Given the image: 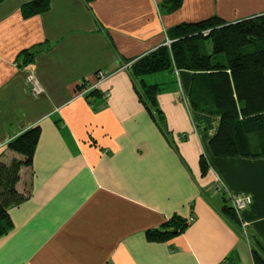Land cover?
I'll list each match as a JSON object with an SVG mask.
<instances>
[{
  "label": "crops",
  "instance_id": "obj_1",
  "mask_svg": "<svg viewBox=\"0 0 264 264\" xmlns=\"http://www.w3.org/2000/svg\"><path fill=\"white\" fill-rule=\"evenodd\" d=\"M32 1L0 0V156L39 128L31 195L9 210L0 264H255L264 156L213 153L220 116L191 103V71L146 76L160 86L153 114L127 60L166 45L177 24L257 16L264 0H182L171 11L163 0H49L25 16ZM101 70L107 78L80 96V82H97ZM217 176L252 197L242 214L248 239L226 213ZM175 216L194 220L170 238L148 237Z\"/></svg>",
  "mask_w": 264,
  "mask_h": 264
},
{
  "label": "trees",
  "instance_id": "obj_2",
  "mask_svg": "<svg viewBox=\"0 0 264 264\" xmlns=\"http://www.w3.org/2000/svg\"><path fill=\"white\" fill-rule=\"evenodd\" d=\"M181 3L182 0H163L161 10H175ZM48 8L49 0H34L24 5L23 13L26 16ZM167 36L170 46L161 45L127 60L132 61L130 73L147 109L153 114L161 111L156 100L160 86L147 83L146 76L162 71H191V103L220 116L218 130L210 140L213 153L264 156V13L235 22L217 15L183 22L169 28ZM34 51L22 52L24 62L32 59ZM38 137V126L30 128L12 140L7 152L0 156V235L12 227L9 210L31 195V168ZM205 162L203 157V169ZM225 210L232 221L241 223L230 205ZM188 224L187 219L175 216L147 235L150 239H167ZM252 255L255 264H264V246H252Z\"/></svg>",
  "mask_w": 264,
  "mask_h": 264
},
{
  "label": "built area",
  "instance_id": "obj_3",
  "mask_svg": "<svg viewBox=\"0 0 264 264\" xmlns=\"http://www.w3.org/2000/svg\"><path fill=\"white\" fill-rule=\"evenodd\" d=\"M170 44H171V40L168 39L166 45L170 46ZM106 78H107V74H105V72L101 70L97 72V82L91 83L85 80L81 81L79 84L81 86V91L79 95L80 96L86 95L88 92L95 89L98 86V84L104 81ZM28 83L31 86V91L33 92V94L37 95L41 92V88L38 85L33 75L29 76ZM216 188L218 191L222 192L227 197L229 201V205L232 207L233 211L235 212V214L237 215L238 219L241 222L242 233L248 239L247 223L243 221L242 214L244 210H246L251 205L252 197L247 194L231 191L228 188L225 181L219 176H217ZM193 220L194 217L192 216L188 219V223L192 222Z\"/></svg>",
  "mask_w": 264,
  "mask_h": 264
},
{
  "label": "rangeland",
  "instance_id": "obj_4",
  "mask_svg": "<svg viewBox=\"0 0 264 264\" xmlns=\"http://www.w3.org/2000/svg\"><path fill=\"white\" fill-rule=\"evenodd\" d=\"M206 46H207V51L210 52V46H211L210 41H207L206 42Z\"/></svg>",
  "mask_w": 264,
  "mask_h": 264
}]
</instances>
